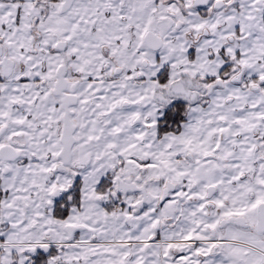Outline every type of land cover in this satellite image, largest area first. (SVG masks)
I'll list each match as a JSON object with an SVG mask.
<instances>
[{"label": "snow or ice", "instance_id": "1", "mask_svg": "<svg viewBox=\"0 0 264 264\" xmlns=\"http://www.w3.org/2000/svg\"><path fill=\"white\" fill-rule=\"evenodd\" d=\"M0 264H264V0H0Z\"/></svg>", "mask_w": 264, "mask_h": 264}]
</instances>
